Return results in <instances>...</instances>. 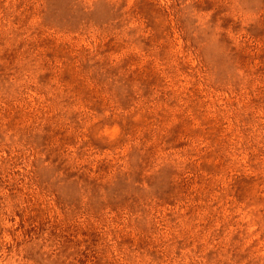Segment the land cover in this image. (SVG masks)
Masks as SVG:
<instances>
[{
  "label": "rangeland",
  "instance_id": "obj_1",
  "mask_svg": "<svg viewBox=\"0 0 264 264\" xmlns=\"http://www.w3.org/2000/svg\"><path fill=\"white\" fill-rule=\"evenodd\" d=\"M0 264H264V0H0Z\"/></svg>",
  "mask_w": 264,
  "mask_h": 264
}]
</instances>
